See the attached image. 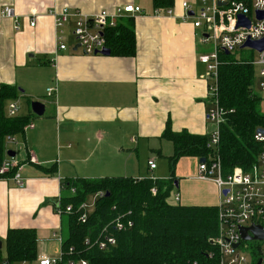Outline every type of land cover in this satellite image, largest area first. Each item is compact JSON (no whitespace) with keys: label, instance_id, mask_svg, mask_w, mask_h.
Listing matches in <instances>:
<instances>
[{"label":"crops","instance_id":"1","mask_svg":"<svg viewBox=\"0 0 264 264\" xmlns=\"http://www.w3.org/2000/svg\"><path fill=\"white\" fill-rule=\"evenodd\" d=\"M198 1L175 0L173 15L157 16L153 0H0V85L21 88L19 102L45 104L43 116L31 117L34 127L16 136L26 149L21 156L16 151L24 186L0 180L1 250L10 228H31L38 236V259L57 257L62 247L54 234L64 238V222L56 208L64 179L145 178L144 168L133 161L141 152L155 177L158 166L150 169L148 162L169 147L163 142L170 141L163 137L168 123L175 132L210 134V77L199 61L209 45L201 43L183 8L184 2ZM128 4L143 11L134 16L135 56L88 55L68 44L59 49L49 13L53 6L94 14ZM4 6L14 10L18 29L14 18L1 15ZM33 16L35 27L30 26ZM49 87H57L55 100L47 96ZM31 112L25 108L19 114ZM202 181L213 192L188 205L217 206L218 187Z\"/></svg>","mask_w":264,"mask_h":264},{"label":"trees","instance_id":"2","mask_svg":"<svg viewBox=\"0 0 264 264\" xmlns=\"http://www.w3.org/2000/svg\"><path fill=\"white\" fill-rule=\"evenodd\" d=\"M161 11L173 8L175 0H153ZM107 47L112 56L133 57L137 51L134 17H126L115 28L105 31ZM218 68V98L227 111L221 124L219 154L224 173L235 168L249 171L256 163L261 145L255 139L258 129L264 128L263 97L258 90L256 69L252 60H237L222 51ZM21 90L16 85H0V167L6 157L8 136L23 135L31 122L29 115L8 116L7 105L18 100ZM163 137L174 145L169 160L170 178H101L64 179L61 207L73 206L71 213L64 210L68 234L63 239L62 264L70 261L87 264H211L209 253L215 250L211 240L218 233L217 206L170 204L178 178L176 165L180 158H207L209 135H195L186 130L175 132L167 124ZM12 168L9 175L14 174ZM156 189V193L152 189ZM98 197L86 222L79 219V207L90 195ZM131 220L133 226L118 230L114 220ZM107 236L116 239L115 245L105 249L100 243ZM7 257L1 264H37L38 236L31 228H10L6 237Z\"/></svg>","mask_w":264,"mask_h":264},{"label":"built area","instance_id":"3","mask_svg":"<svg viewBox=\"0 0 264 264\" xmlns=\"http://www.w3.org/2000/svg\"><path fill=\"white\" fill-rule=\"evenodd\" d=\"M183 8L186 10V17L193 19L194 27L202 29L201 43L209 45L212 49L199 56V61L207 67V75L211 79L209 83L211 106L207 116L213 128L209 134L210 155L205 162H200L197 177L201 180L213 181L220 191L221 199L217 205L218 233L211 240L215 250L209 253V257L214 260L211 264H264V239L253 238L254 233L251 230L252 226H259L264 231V131L258 129L255 134V139L260 143L261 149L252 168L249 171L235 168L231 173H224L219 146L221 143L220 127L225 121L227 111L220 105L218 98V68L221 64L219 53L222 51L232 53L241 49L249 40L261 41L264 39V17H259V12L264 13V0H199L197 4L193 5L184 2ZM142 12V8L135 4L117 6L113 10L104 9L94 14L69 7L53 6L49 10V13L55 18L59 49L67 48V43L64 40V28L69 26L77 44L88 55H96V52L99 54L101 50L108 48L105 37L107 28H115L126 17H134ZM173 13V8L164 11L155 9L157 16H171ZM1 15L14 18L16 28H19L18 18L10 6H4ZM240 16L244 18L241 19ZM247 21H249V26L246 24ZM36 23L37 18L33 16L30 26L35 27ZM254 51L258 53V58L252 60V64L259 68L258 90L264 93V50ZM47 96L55 100L57 87L47 88ZM20 110L21 106L18 100L10 101L6 109L8 116L11 117L19 115ZM33 127L32 122L27 125V128ZM6 143H17V139L15 136H8ZM7 151L0 167V180H12L17 186L23 187L25 180L20 173L22 165L8 156ZM29 158L32 162L36 161L32 152H29ZM148 163L150 169L157 167L154 160H149ZM12 168H16V171L9 175ZM152 192L155 194L156 189L153 188ZM104 195V192H99L79 207L78 211H81L79 219L82 222H86L89 214L93 211L96 199ZM168 202L173 205L179 204L180 194L173 191ZM64 210L66 213H71L73 206L68 205L66 208H62L61 202H59L56 208L57 213L61 215ZM112 225L122 231L131 228L133 222L118 218L112 222ZM242 228L248 230L252 239L245 240L243 238ZM54 237L62 245L64 238L61 234H54ZM108 244L115 245L116 239L113 236H107L106 240L100 243V248L105 249ZM62 260L61 250L57 257L43 256L39 258L38 264H62ZM23 264L28 263L24 262ZM69 264H87V262L84 260L79 263L70 261Z\"/></svg>","mask_w":264,"mask_h":264},{"label":"rangeland","instance_id":"4","mask_svg":"<svg viewBox=\"0 0 264 264\" xmlns=\"http://www.w3.org/2000/svg\"><path fill=\"white\" fill-rule=\"evenodd\" d=\"M65 33H64V40L65 42L69 45L70 48H75L77 45L76 40L74 39L73 35L71 34V31L69 29V26H66L64 28ZM200 33V38L202 29H199ZM79 51L82 49L79 48ZM212 49L210 46H205V51L210 52ZM231 57L237 60H256L258 58V53L255 52L254 50L250 48H245V49H238L235 50L234 52L231 53ZM255 67V66H254ZM256 69V77L258 78V73H259V68L255 67ZM210 82L211 79L209 78ZM261 96L263 97L262 100V109L264 111V93H261ZM41 101V100H40ZM32 100H26V99H21L20 100V106H21V112H24V109H32L31 103ZM208 102L211 103L210 98L208 99ZM17 139V144H10L8 145V149L11 150H19L18 156L22 155L26 149H25V144L24 141L21 138H16ZM163 142H166L168 144V148H166L163 152V156H157L156 153L153 154L152 160H155L156 165L158 166V169L156 171V176L153 177V174L147 170V154L145 152L139 153L140 155L137 156L136 153H134V163L136 165H140L141 168H144V173L143 176L148 177V178H154V179H169L170 178V168H169V160L168 157L173 155L174 153V146L170 141L163 140ZM17 156L14 157V160H16ZM258 159V158H257ZM199 164H200V158L199 157H193V156H185L182 157L178 160L177 165H176V177L178 178V181L180 182L179 187H175L174 193L184 195L182 199V205H188V203H191L193 201H198V197L204 195V193H207L210 195L213 192V188L211 185L207 186V183H204V181L199 180L197 177L199 175ZM182 182V183H181ZM182 185V186H181ZM93 195H90L88 197V200L91 199ZM190 199V200H189ZM190 201V202H189ZM63 222H64V229H63V237L65 238L68 234V227L66 224V215L63 216ZM60 254V253H59ZM57 254V256H59ZM1 255L3 260H6L7 257V249L6 246L1 250ZM54 256H50V258H53ZM1 264V263H0Z\"/></svg>","mask_w":264,"mask_h":264},{"label":"water","instance_id":"5","mask_svg":"<svg viewBox=\"0 0 264 264\" xmlns=\"http://www.w3.org/2000/svg\"><path fill=\"white\" fill-rule=\"evenodd\" d=\"M192 14V13H191ZM259 17L263 18L264 17V13H260L259 12ZM240 18H244L243 16H240ZM247 26H249V21L246 22ZM251 48L253 50H258V51H262L264 50V39L261 40V41H247L242 47L241 49H245V48ZM80 48V45L77 44L74 48L75 51H77L78 49ZM85 53V52H84ZM227 54H229L230 52L229 51H226ZM86 54V53H85ZM96 54H98V52H96ZM99 54L101 55H105V56H109L111 55V49L110 48H104L103 50H101L99 52ZM30 56H34V54H31ZM21 89V88H20ZM31 106H32V111L35 115L37 116H43L44 113H45V104L42 103L41 101L39 100H35L31 103ZM259 131H264L263 128H260ZM7 154L8 156L14 158L16 157V151L14 150H8L7 151ZM206 161V158H200V162H205ZM178 186V182L176 183ZM251 230L252 232L254 233V237L253 238H257V239H264V231L262 230L261 227L259 226H252L251 227ZM242 235H243V238L245 240H250L252 239V236H250L248 234V230L246 228H242ZM2 240H0V250L2 248Z\"/></svg>","mask_w":264,"mask_h":264}]
</instances>
